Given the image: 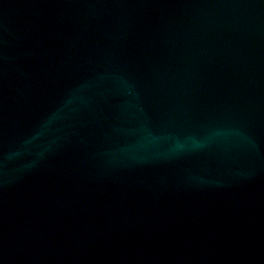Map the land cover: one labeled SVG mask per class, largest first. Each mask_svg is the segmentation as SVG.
Here are the masks:
<instances>
[{
    "label": "water",
    "instance_id": "95a60500",
    "mask_svg": "<svg viewBox=\"0 0 264 264\" xmlns=\"http://www.w3.org/2000/svg\"><path fill=\"white\" fill-rule=\"evenodd\" d=\"M0 264H264V0H0Z\"/></svg>",
    "mask_w": 264,
    "mask_h": 264
}]
</instances>
